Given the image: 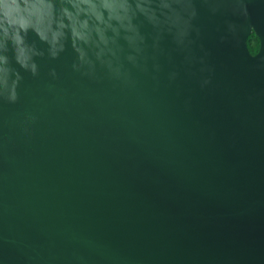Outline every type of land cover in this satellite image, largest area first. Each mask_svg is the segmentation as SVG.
<instances>
[{"label": "water", "instance_id": "1", "mask_svg": "<svg viewBox=\"0 0 264 264\" xmlns=\"http://www.w3.org/2000/svg\"><path fill=\"white\" fill-rule=\"evenodd\" d=\"M0 264H264V0H0Z\"/></svg>", "mask_w": 264, "mask_h": 264}, {"label": "trees", "instance_id": "2", "mask_svg": "<svg viewBox=\"0 0 264 264\" xmlns=\"http://www.w3.org/2000/svg\"><path fill=\"white\" fill-rule=\"evenodd\" d=\"M247 46L250 51V53L255 54L258 50V40L254 36V34H251V36L247 40Z\"/></svg>", "mask_w": 264, "mask_h": 264}]
</instances>
